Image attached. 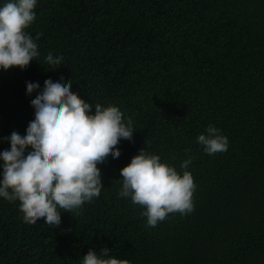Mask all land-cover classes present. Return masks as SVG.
I'll return each instance as SVG.
<instances>
[{
	"label": "trees",
	"instance_id": "1",
	"mask_svg": "<svg viewBox=\"0 0 264 264\" xmlns=\"http://www.w3.org/2000/svg\"><path fill=\"white\" fill-rule=\"evenodd\" d=\"M35 12L26 31L43 34L40 56L0 70V152L13 131L25 135L46 79L71 80L93 111L118 107L135 132L98 165L99 198L61 212L56 228L25 223L19 202L0 198V264H82L102 248L131 264H264V0H37ZM49 52L64 57L56 69ZM26 82L40 88L28 95ZM209 124L226 152L197 143ZM142 148L178 172L195 156L191 214L151 228L118 197L120 170Z\"/></svg>",
	"mask_w": 264,
	"mask_h": 264
},
{
	"label": "clouds",
	"instance_id": "2",
	"mask_svg": "<svg viewBox=\"0 0 264 264\" xmlns=\"http://www.w3.org/2000/svg\"><path fill=\"white\" fill-rule=\"evenodd\" d=\"M37 0H8L0 7V70H25L40 56L37 40L26 31L36 20ZM63 56L49 52L45 63L56 69ZM40 88L26 82V94ZM72 81L51 79L31 101L34 119L25 135L13 131L10 148L0 152V198L19 202L23 221L34 225L41 219L50 228L61 223V212L80 214L83 205L99 198L103 190L98 165L109 156L119 158L121 140L133 141L134 121L109 105L93 106L71 91ZM197 143L207 155L228 150L229 141L220 129L209 124ZM186 152L190 151L188 149ZM195 156L174 166L142 148L120 170L119 198L130 199L143 209L146 226L155 228L169 214L186 216L194 211L196 184L190 168ZM63 210V211H61ZM82 264H131L127 259L110 256L102 248L99 254L89 250Z\"/></svg>",
	"mask_w": 264,
	"mask_h": 264
}]
</instances>
